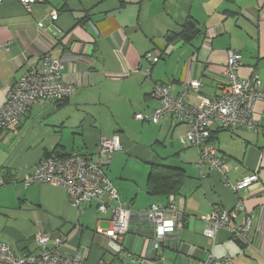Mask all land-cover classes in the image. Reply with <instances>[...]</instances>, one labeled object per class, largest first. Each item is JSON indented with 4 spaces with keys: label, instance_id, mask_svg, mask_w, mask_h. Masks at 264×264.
Masks as SVG:
<instances>
[{
    "label": "crops",
    "instance_id": "0c3cea01",
    "mask_svg": "<svg viewBox=\"0 0 264 264\" xmlns=\"http://www.w3.org/2000/svg\"><path fill=\"white\" fill-rule=\"evenodd\" d=\"M52 11L57 14L53 23ZM189 18L200 34L185 43L178 35ZM169 36L174 38L168 41ZM230 50L242 56L239 76H255L264 84V0H43L29 12L16 0L3 2L0 105L17 76L35 68L43 55L64 60L63 82L74 87L64 102H36L21 122L0 132V179L10 180L0 190V218L7 223L3 241L21 254L35 250L32 239L38 233L63 235L69 247L81 249L85 264H202L209 253L230 255L234 264H264V105H255V130L213 126L211 137L227 165L224 172L196 168V150L180 143L187 132L184 122L171 115L159 124L133 119L158 107L152 96L156 85L171 84L177 94L185 83L199 80V93L188 96L192 106L199 96L219 95ZM155 51L161 58L151 64L146 56ZM114 135L123 148L104 171L119 202L131 211L118 255L97 233L110 227L109 213L99 214L95 203L77 210L63 188L21 181L54 150L98 161L100 138ZM161 165L183 171L175 195L146 191L150 168ZM250 173L259 181L246 191L235 195L225 185ZM237 199L252 216L243 246L226 229L213 241L203 236V218L232 209ZM172 202L182 219L153 251V228L144 212ZM75 226L81 232L72 236Z\"/></svg>",
    "mask_w": 264,
    "mask_h": 264
},
{
    "label": "built area",
    "instance_id": "2783aa9c",
    "mask_svg": "<svg viewBox=\"0 0 264 264\" xmlns=\"http://www.w3.org/2000/svg\"><path fill=\"white\" fill-rule=\"evenodd\" d=\"M5 1L0 0V6ZM16 1L29 12L32 4L43 0ZM50 20L51 23L57 20L54 11L50 13ZM2 48L7 50L6 46ZM146 57L151 64H156L161 53L155 51ZM241 66V54L228 51L220 81V94L213 97L199 96L195 106L189 105L187 100L191 93H199V80L185 83L177 94L173 93L171 84L156 85L152 96L157 100L158 107L150 115L135 114L133 118L136 121L159 124L165 115H171L184 122L187 132L180 138V143L196 150V168L224 172L227 165L211 137L213 126L217 124L221 130H255L259 125L255 105L257 102L264 105V84L255 76L240 77ZM64 67L63 59L43 55L35 68L17 76L5 96L4 103L0 105V132L21 122L36 102L63 101L73 94L74 87L63 82ZM149 73L148 70L144 72L145 75ZM122 148L120 136L101 137L97 149L98 161L75 151L64 158L50 156L38 162L21 180L26 186L42 183L63 188L68 202L77 210L81 204L95 203L99 214L109 213L110 227L105 231L97 230V233L108 239V248L117 255L123 250L122 242L129 231L131 211L119 202L118 193L106 177L104 166ZM258 181L257 174L250 173L235 182L225 181V185L237 195ZM5 185L4 180L0 179V188ZM144 216L153 228V251H158L160 243L174 234L177 222L182 219L173 202L165 208L151 205L144 212ZM239 217V223L230 226ZM203 221V236L212 241L220 230L226 229L234 238L246 242L252 216L245 211L242 201L237 199L232 209L211 211ZM80 232L81 228L75 226L72 236ZM68 240L63 235L51 237L38 233L32 239L35 250L21 254L15 253L7 243L0 242V264H85L81 249L69 247ZM202 264H234V261L230 255L216 258L209 253Z\"/></svg>",
    "mask_w": 264,
    "mask_h": 264
},
{
    "label": "trees",
    "instance_id": "16d2710c",
    "mask_svg": "<svg viewBox=\"0 0 264 264\" xmlns=\"http://www.w3.org/2000/svg\"><path fill=\"white\" fill-rule=\"evenodd\" d=\"M200 30L194 20L188 19L184 24L182 31L179 33L178 37L181 38L185 43L192 42L198 35ZM174 37L169 36L167 40L170 41ZM67 100V99H66ZM55 101V102H64ZM68 154H61L59 151L54 150L51 153H45L44 158L50 156H55L58 158H64ZM183 176V171L180 169L169 168L166 166H152L149 171L148 181L146 186V191L151 196L157 195H175L180 188L181 177ZM5 184H9L10 180L3 179Z\"/></svg>",
    "mask_w": 264,
    "mask_h": 264
},
{
    "label": "rangeland",
    "instance_id": "374dc122",
    "mask_svg": "<svg viewBox=\"0 0 264 264\" xmlns=\"http://www.w3.org/2000/svg\"><path fill=\"white\" fill-rule=\"evenodd\" d=\"M134 119V118H133ZM136 121V120H135ZM7 185L3 186L2 188H5ZM0 188V190L2 189ZM5 225H7V223H4L3 220L0 218V242H6V241H3L5 240V232H4V227ZM10 227V226H9ZM8 243V242H6ZM9 244V243H8Z\"/></svg>",
    "mask_w": 264,
    "mask_h": 264
},
{
    "label": "water",
    "instance_id": "95a60500",
    "mask_svg": "<svg viewBox=\"0 0 264 264\" xmlns=\"http://www.w3.org/2000/svg\"><path fill=\"white\" fill-rule=\"evenodd\" d=\"M234 243L237 244V245H239L240 247H242L243 244H244L240 239H235L234 240Z\"/></svg>",
    "mask_w": 264,
    "mask_h": 264
}]
</instances>
